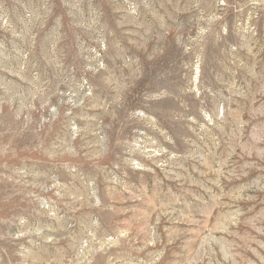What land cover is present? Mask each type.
I'll return each mask as SVG.
<instances>
[{"label": "rangeland", "instance_id": "374dc122", "mask_svg": "<svg viewBox=\"0 0 264 264\" xmlns=\"http://www.w3.org/2000/svg\"><path fill=\"white\" fill-rule=\"evenodd\" d=\"M0 264H264V0H0Z\"/></svg>", "mask_w": 264, "mask_h": 264}]
</instances>
